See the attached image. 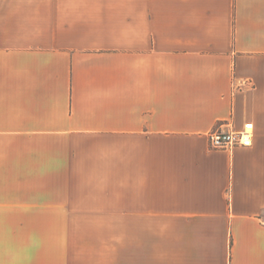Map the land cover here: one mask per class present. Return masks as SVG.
<instances>
[{
	"label": "crops",
	"instance_id": "0c3cea01",
	"mask_svg": "<svg viewBox=\"0 0 264 264\" xmlns=\"http://www.w3.org/2000/svg\"><path fill=\"white\" fill-rule=\"evenodd\" d=\"M25 210L130 225L132 264H264V0H0V222Z\"/></svg>",
	"mask_w": 264,
	"mask_h": 264
},
{
	"label": "rangeland",
	"instance_id": "374dc122",
	"mask_svg": "<svg viewBox=\"0 0 264 264\" xmlns=\"http://www.w3.org/2000/svg\"><path fill=\"white\" fill-rule=\"evenodd\" d=\"M39 214L0 222V264H132L130 225L39 222Z\"/></svg>",
	"mask_w": 264,
	"mask_h": 264
},
{
	"label": "built area",
	"instance_id": "2783aa9c",
	"mask_svg": "<svg viewBox=\"0 0 264 264\" xmlns=\"http://www.w3.org/2000/svg\"><path fill=\"white\" fill-rule=\"evenodd\" d=\"M254 129V123L251 121L245 123L242 129H234L221 123L209 133L210 146L216 150H232L237 147L251 146Z\"/></svg>",
	"mask_w": 264,
	"mask_h": 264
}]
</instances>
